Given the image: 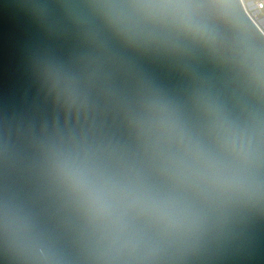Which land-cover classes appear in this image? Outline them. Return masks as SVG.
Segmentation results:
<instances>
[{"label":"water","instance_id":"95a60500","mask_svg":"<svg viewBox=\"0 0 264 264\" xmlns=\"http://www.w3.org/2000/svg\"><path fill=\"white\" fill-rule=\"evenodd\" d=\"M0 264H264L241 0H0Z\"/></svg>","mask_w":264,"mask_h":264},{"label":"built area","instance_id":"2783aa9c","mask_svg":"<svg viewBox=\"0 0 264 264\" xmlns=\"http://www.w3.org/2000/svg\"><path fill=\"white\" fill-rule=\"evenodd\" d=\"M249 18L264 34V0H241Z\"/></svg>","mask_w":264,"mask_h":264},{"label":"rangeland","instance_id":"374dc122","mask_svg":"<svg viewBox=\"0 0 264 264\" xmlns=\"http://www.w3.org/2000/svg\"><path fill=\"white\" fill-rule=\"evenodd\" d=\"M246 2V0H244Z\"/></svg>","mask_w":264,"mask_h":264}]
</instances>
